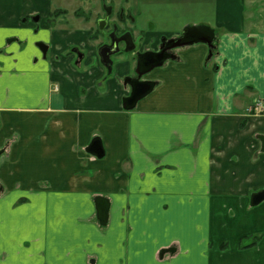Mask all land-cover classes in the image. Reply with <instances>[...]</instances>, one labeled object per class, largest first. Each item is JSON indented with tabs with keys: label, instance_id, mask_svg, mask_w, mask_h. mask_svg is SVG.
<instances>
[{
	"label": "crops",
	"instance_id": "1",
	"mask_svg": "<svg viewBox=\"0 0 264 264\" xmlns=\"http://www.w3.org/2000/svg\"><path fill=\"white\" fill-rule=\"evenodd\" d=\"M47 1L0 8V264H264V0H216V26L196 24L212 57L175 49L131 109L135 59L109 70L97 31L51 26ZM179 33L141 29V46Z\"/></svg>",
	"mask_w": 264,
	"mask_h": 264
},
{
	"label": "rangeland",
	"instance_id": "2",
	"mask_svg": "<svg viewBox=\"0 0 264 264\" xmlns=\"http://www.w3.org/2000/svg\"><path fill=\"white\" fill-rule=\"evenodd\" d=\"M110 0H104L103 3H107ZM115 1L116 6L120 4H125L124 0H111ZM49 2V3H48ZM41 3V2H40ZM131 5H133V16L136 18L134 23V31L136 33L135 41L138 46H141V29H150L153 31L161 30L165 33L170 34V32H181L187 25H196L202 22L209 23L212 26H216V12H217V2L216 0H131ZM40 9L39 13L43 10L47 12L51 10L54 12L57 9H64L65 12L60 13L57 16L50 14L47 21L51 23V26H66L86 29L91 28V30L97 31L96 19L103 15L102 0H49L47 4L42 2V4L37 5ZM0 8L12 9L13 4L11 0H0ZM80 11V13H79ZM51 12V13H52ZM35 16H39V20L33 19L31 16H23L22 20L29 22L30 24L35 23L34 28H30L35 35L40 34L43 28L38 30L37 24H40L41 19H43L42 14L36 13ZM31 17V18H30ZM51 18V19H50ZM41 26V24H40ZM50 26V25H49ZM23 29H14L16 33L21 32ZM4 31L0 28V34ZM28 31V30H26ZM8 36V35H7ZM4 36L6 41L10 40L14 36ZM163 36L166 37L165 34ZM102 40V37H99ZM155 40V37H153ZM15 41L12 43L14 44ZM35 47L40 53V59H44V51L38 44V40L35 41ZM75 47V46H73ZM144 48V47H142ZM71 53V51L69 50ZM4 55V51H0V61ZM124 57H128L125 53L122 54ZM5 57V56H4ZM36 57L33 58V62L36 63ZM116 58V57H114ZM2 65L0 64V70ZM7 145L4 147L6 150ZM8 192L4 190L3 193Z\"/></svg>",
	"mask_w": 264,
	"mask_h": 264
},
{
	"label": "water",
	"instance_id": "3",
	"mask_svg": "<svg viewBox=\"0 0 264 264\" xmlns=\"http://www.w3.org/2000/svg\"><path fill=\"white\" fill-rule=\"evenodd\" d=\"M35 20L39 19V16H35ZM112 37V36H111ZM162 45L160 51L149 50L145 53H142L138 56L137 62V76L125 77V85L129 84L131 86V94L124 99V107L127 109L134 108L137 102L146 96L154 88L155 82L151 80H143L142 75L151 71L153 68L161 66L167 59L176 58L175 53H169V50L184 47L186 45H192L195 43L203 42L210 47V52L208 55V60L213 55L214 41H215V32L214 30L206 25H187L183 30L182 34L178 37L167 38L162 37ZM39 45L44 51V55L47 53L48 45L40 42ZM132 47H127V50L133 49ZM119 49H116L112 52L101 51V61L102 63L111 70V64L113 63L112 54L118 52ZM131 79V80H130ZM133 79V81H132ZM89 149L95 155L102 157L104 155V148L102 142L99 138H95L91 143ZM2 150H0V156ZM1 191V187H0ZM264 199V190L257 192L253 195L252 204H258ZM101 216H105L107 209L103 207L99 209ZM105 219V217H103ZM102 218V219H103Z\"/></svg>",
	"mask_w": 264,
	"mask_h": 264
},
{
	"label": "flooded vegetation",
	"instance_id": "4",
	"mask_svg": "<svg viewBox=\"0 0 264 264\" xmlns=\"http://www.w3.org/2000/svg\"><path fill=\"white\" fill-rule=\"evenodd\" d=\"M124 1L125 4H120L119 6H116L115 1L113 2L110 0L105 4L103 3L104 0H102L103 15L96 19L97 34H99V36L102 37V40L98 45V55L99 58L101 59V55H100L101 51L112 52L116 49H119L118 52L113 53L111 56L113 59V63L110 65L111 68H113V66L115 65L114 57L117 58V56L125 53L126 55H129L132 58H134L136 61V65L134 68V75H133V77H136L138 56L142 53L152 50V48H148V47L142 48L138 46V43L135 41L136 33L134 31L133 25L135 23L134 21L136 18L133 16V12H132L134 6L131 5L132 4L131 0H124ZM31 17L34 19L35 15H32ZM181 34L182 31L174 37H178ZM161 45H162V41H161ZM132 46H134L133 49L127 50V47L129 48ZM175 49L169 50V53H174ZM70 51L71 53L75 54L76 62L82 60L81 58L83 57V52L80 51L79 47L77 46L72 47ZM156 51H160V48L157 49ZM127 77L130 78L131 76H127Z\"/></svg>",
	"mask_w": 264,
	"mask_h": 264
},
{
	"label": "built area",
	"instance_id": "5",
	"mask_svg": "<svg viewBox=\"0 0 264 264\" xmlns=\"http://www.w3.org/2000/svg\"><path fill=\"white\" fill-rule=\"evenodd\" d=\"M253 109L257 112H264V101L258 100L254 106L250 107V110Z\"/></svg>",
	"mask_w": 264,
	"mask_h": 264
},
{
	"label": "trees",
	"instance_id": "6",
	"mask_svg": "<svg viewBox=\"0 0 264 264\" xmlns=\"http://www.w3.org/2000/svg\"><path fill=\"white\" fill-rule=\"evenodd\" d=\"M62 12H65V10H64V9H57V10H55L54 12H52L51 15H53V16H57V15H59V14L62 13ZM79 13H80V11H79ZM50 19H51V18H50ZM93 37L96 38V35H94ZM254 243H256V239H255V241H254L252 244H254Z\"/></svg>",
	"mask_w": 264,
	"mask_h": 264
}]
</instances>
